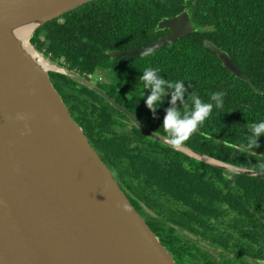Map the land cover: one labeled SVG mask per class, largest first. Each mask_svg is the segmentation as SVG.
Masks as SVG:
<instances>
[{"label": "trees", "instance_id": "obj_1", "mask_svg": "<svg viewBox=\"0 0 264 264\" xmlns=\"http://www.w3.org/2000/svg\"><path fill=\"white\" fill-rule=\"evenodd\" d=\"M183 10L193 31L149 56L145 51L109 55L151 43L164 33L158 21ZM34 28L23 33L31 45L87 80L104 70L109 80L97 87L161 136L169 138L161 123L173 107L172 89L166 88L153 117L144 102L150 90L140 80L145 68H160L169 81L184 80L186 103L175 105L182 115L192 107L193 92L210 102L211 93L223 91V108H214L181 143L225 163L264 171V135L258 147H247L249 125L264 120V0H88ZM206 40L226 52L249 82L224 67ZM53 74L71 116L177 264H264V178L162 144L95 90ZM201 241L219 249L217 256Z\"/></svg>", "mask_w": 264, "mask_h": 264}, {"label": "water", "instance_id": "obj_2", "mask_svg": "<svg viewBox=\"0 0 264 264\" xmlns=\"http://www.w3.org/2000/svg\"><path fill=\"white\" fill-rule=\"evenodd\" d=\"M86 1L0 0V264H177L71 116L49 72L95 90L162 144L234 173L264 178V171L172 144L92 81L50 62L32 44L58 68L42 66L15 33L19 26L37 28ZM157 28L169 33L109 55L152 50L195 29L185 10L161 19ZM204 44L249 82L226 52L209 40Z\"/></svg>", "mask_w": 264, "mask_h": 264}, {"label": "clouds", "instance_id": "obj_3", "mask_svg": "<svg viewBox=\"0 0 264 264\" xmlns=\"http://www.w3.org/2000/svg\"><path fill=\"white\" fill-rule=\"evenodd\" d=\"M151 55V50L144 52V56ZM161 69L149 66L144 69L140 80L143 89H149V94L144 97L147 109L155 117L156 109L160 106L163 99L167 95L166 88L172 89L170 95V104L163 117L162 127L168 133L169 140L172 144H179L186 140L193 132H195L201 124L210 116L213 109H221L224 106L223 91L213 92L210 96V102L203 101L198 94L192 93L190 100L192 107L181 114V110L175 107L176 102L184 100L186 87L184 80L169 81L159 75ZM191 86V85H190ZM137 124V123H136ZM250 133L247 147H258V140L264 135V120L249 125Z\"/></svg>", "mask_w": 264, "mask_h": 264}, {"label": "bare ground", "instance_id": "obj_4", "mask_svg": "<svg viewBox=\"0 0 264 264\" xmlns=\"http://www.w3.org/2000/svg\"><path fill=\"white\" fill-rule=\"evenodd\" d=\"M35 24H24L16 28L15 33L16 35L22 40L24 47L37 59V61L44 66L45 68H58L53 64H50L44 59L39 52L35 50L33 45L29 43V41L24 37L23 33L31 28H33ZM60 66V65H59ZM64 67V66H61ZM66 68V67H65ZM75 72V71H74Z\"/></svg>", "mask_w": 264, "mask_h": 264}, {"label": "rangeland", "instance_id": "obj_5", "mask_svg": "<svg viewBox=\"0 0 264 264\" xmlns=\"http://www.w3.org/2000/svg\"><path fill=\"white\" fill-rule=\"evenodd\" d=\"M32 35V34H31ZM31 37V36H30ZM29 40H30V38H29ZM31 43V42H30ZM40 52H42V54L46 57V58H48V60L50 61V62H53V60L51 59V57L50 56H48L44 51H42V50H39ZM59 63V62H58ZM51 76H53L54 74H53V72H51ZM98 76H100V77H102V78H104L103 80L104 81H108L109 80V77H108V75L104 72V70H101V69H98L97 71H96V74H94V75H92V76H89L88 78V80H90V81H92V82H97V77ZM200 244H202L203 246H204V248L206 249V250H208L209 252H211V253H213L214 255H216L217 256V252L219 251V249H214L210 244H207L206 242H204V241H201L200 242Z\"/></svg>", "mask_w": 264, "mask_h": 264}, {"label": "flooded vegetation", "instance_id": "obj_6", "mask_svg": "<svg viewBox=\"0 0 264 264\" xmlns=\"http://www.w3.org/2000/svg\"><path fill=\"white\" fill-rule=\"evenodd\" d=\"M191 19V18H190ZM191 23H192V20H191ZM192 25L194 26V24L192 23ZM195 27V26H194ZM159 30H164V33H161V34H159L158 36H156V38L154 39V40H156V39H158V38H160V37H163V36H165V35H167L168 33H169V29L168 28H163V29H159ZM153 40V41H154ZM89 76H92V75H89ZM49 77H50V80H51V82L54 84V80H53V78H51V76L49 75ZM104 78H102V77H100V76H98L97 77V82H93L95 85L96 84H100V83H104L105 81L103 80ZM97 86V85H96Z\"/></svg>", "mask_w": 264, "mask_h": 264}]
</instances>
